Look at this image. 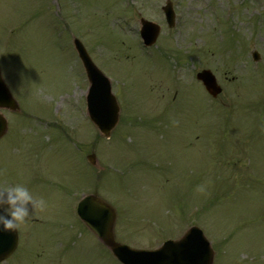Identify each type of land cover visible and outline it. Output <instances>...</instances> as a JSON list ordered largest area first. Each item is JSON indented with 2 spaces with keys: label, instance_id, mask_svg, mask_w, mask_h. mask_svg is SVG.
I'll return each instance as SVG.
<instances>
[{
  "label": "rangeland",
  "instance_id": "374dc122",
  "mask_svg": "<svg viewBox=\"0 0 264 264\" xmlns=\"http://www.w3.org/2000/svg\"><path fill=\"white\" fill-rule=\"evenodd\" d=\"M164 1L0 0V65L26 113L10 116L14 130L0 140V185L26 182L47 196L45 233L54 218L69 219L70 198L37 187L34 176L88 183L83 157L94 149L106 168L94 172L100 193L123 208L116 223L123 242L155 248L196 224L214 264H264V0H172V29L159 8ZM141 16L162 26L146 50L135 34ZM73 34L112 78L122 119L109 139L87 119L88 83ZM228 49L236 57L228 60ZM170 54L181 56L183 69ZM204 67L223 88L215 102L194 78ZM176 85L182 94L173 105ZM82 240L73 264L93 257Z\"/></svg>",
  "mask_w": 264,
  "mask_h": 264
},
{
  "label": "water",
  "instance_id": "95a60500",
  "mask_svg": "<svg viewBox=\"0 0 264 264\" xmlns=\"http://www.w3.org/2000/svg\"><path fill=\"white\" fill-rule=\"evenodd\" d=\"M169 24L173 21L172 11L167 13ZM142 33L145 41L150 43L154 40L158 30L157 26L149 22L143 23ZM74 48L86 71L89 80V90L87 95V111L91 120L99 128L100 132L107 136L118 120L119 107L115 97L111 94L110 81L95 66L89 55L87 54L83 44L76 38L73 39ZM197 78L202 80L206 89L213 96L220 92L213 75L209 70H203L197 74ZM0 86L3 89L2 83ZM4 90V89H3ZM7 95L0 94V105L5 102ZM91 161H95L94 155L90 156ZM92 202L96 204L95 212L89 211L88 205ZM82 210V217L86 221L101 218L103 212L99 211L107 209V207L99 201L98 198L88 196L79 205ZM85 210V211H84ZM84 211V212H83ZM107 218V217H105ZM108 226L112 225V216L109 218ZM100 237L111 247L113 252L125 264H211L212 252L207 241L201 235L200 230L191 227L186 231L183 237L177 241H168L161 248L155 251L133 250L127 246L119 245L113 242L110 236L105 234L103 226L97 221L90 224ZM110 228V227H109ZM15 232H5L0 230V260L7 256L14 247Z\"/></svg>",
  "mask_w": 264,
  "mask_h": 264
},
{
  "label": "flooded vegetation",
  "instance_id": "af4514ba",
  "mask_svg": "<svg viewBox=\"0 0 264 264\" xmlns=\"http://www.w3.org/2000/svg\"><path fill=\"white\" fill-rule=\"evenodd\" d=\"M32 221H37V219L32 218ZM57 221H51L50 225L55 226ZM74 221L78 224L81 233L87 239L82 242L88 244L89 247L87 250L93 254V257L85 256L82 259L85 260L84 262L80 260L74 264H112V258L108 254L109 249L100 241H98L100 245L97 247L95 236L81 221L76 218H74ZM27 222L18 229V246L10 258L7 259L12 260L10 264H73V240L70 242L71 246L69 245L64 248L65 238L63 232H61L62 230L56 229L55 227L52 228L51 226V229L48 228L45 233H42V228L45 226L37 227V235H31L29 237ZM23 254L25 257H22ZM113 264L119 263L113 262Z\"/></svg>",
  "mask_w": 264,
  "mask_h": 264
},
{
  "label": "clouds",
  "instance_id": "9594fccd",
  "mask_svg": "<svg viewBox=\"0 0 264 264\" xmlns=\"http://www.w3.org/2000/svg\"><path fill=\"white\" fill-rule=\"evenodd\" d=\"M46 199L26 183L0 185V230H18L29 218L47 208Z\"/></svg>",
  "mask_w": 264,
  "mask_h": 264
}]
</instances>
